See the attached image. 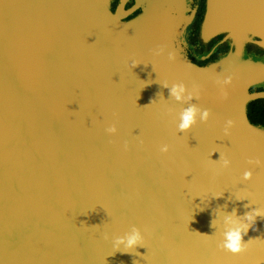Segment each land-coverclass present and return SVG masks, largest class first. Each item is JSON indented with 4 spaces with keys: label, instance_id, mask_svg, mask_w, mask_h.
<instances>
[{
    "label": "water",
    "instance_id": "water-1",
    "mask_svg": "<svg viewBox=\"0 0 264 264\" xmlns=\"http://www.w3.org/2000/svg\"><path fill=\"white\" fill-rule=\"evenodd\" d=\"M114 1L0 0V264H264V0H206L197 60L188 0Z\"/></svg>",
    "mask_w": 264,
    "mask_h": 264
},
{
    "label": "clouds",
    "instance_id": "clouds-1",
    "mask_svg": "<svg viewBox=\"0 0 264 264\" xmlns=\"http://www.w3.org/2000/svg\"><path fill=\"white\" fill-rule=\"evenodd\" d=\"M171 58V54H170ZM230 77L228 80L225 81V83L230 82ZM185 92V87L181 85L174 86L171 89V94L177 99H183V93ZM197 115L200 116V119L203 121H206L209 116V112L207 110L201 111L196 106H191L183 111L181 114V122L179 124V129L181 131L189 129L193 124L196 123ZM229 124L231 122L229 121ZM109 132H115L116 128L115 126L110 127L108 129ZM161 151L167 152L168 146L164 145ZM228 161L224 160V165H227ZM252 177L251 171H246L244 173V179L249 180ZM262 212L260 209H254L253 211L247 213L245 215V220L247 222H241L239 219H232L230 216L229 223L232 225L231 228L225 233V240L220 245V247L234 253H241L244 252L247 249V242L243 240V236L247 234L249 228L251 227L252 223L254 222L256 216L261 215ZM144 236L140 229L133 228V230L130 233H127L124 236H118L115 237L113 240V247L117 249L118 251L120 249H124V253H131L128 250L135 249L137 252V247L141 246L144 247L143 244ZM140 254L139 252H137Z\"/></svg>",
    "mask_w": 264,
    "mask_h": 264
},
{
    "label": "flooded vegetation",
    "instance_id": "flooded-vegetation-1",
    "mask_svg": "<svg viewBox=\"0 0 264 264\" xmlns=\"http://www.w3.org/2000/svg\"><path fill=\"white\" fill-rule=\"evenodd\" d=\"M120 0H115L114 5H117ZM134 0H129L128 5L132 4ZM206 11V0H188L184 12V18L187 20L185 37L187 38L186 50L194 59V53H203L206 46L203 45L199 39H194L197 35L200 22L204 17ZM204 62V61H202ZM263 87L252 88L251 91L263 90ZM248 116L251 121L264 125V99H256L248 105Z\"/></svg>",
    "mask_w": 264,
    "mask_h": 264
}]
</instances>
